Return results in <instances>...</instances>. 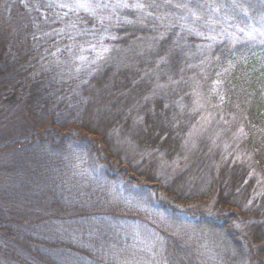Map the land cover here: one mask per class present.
<instances>
[{"label":"trees","instance_id":"trees-1","mask_svg":"<svg viewBox=\"0 0 264 264\" xmlns=\"http://www.w3.org/2000/svg\"><path fill=\"white\" fill-rule=\"evenodd\" d=\"M74 1L67 0L66 8L62 0H0V53L14 66L26 67L24 75L11 77L15 79L0 77V115L7 114L6 102H16L14 117L34 121L29 137L0 144V158H5L0 175L12 170L21 186L33 174L41 176L46 189L44 195V190H32L29 211L0 205V255L19 264H113L68 239L53 237L43 222L70 209L77 217L86 204L90 219L102 226L110 217L145 221L128 213L119 200L112 203L108 192L118 193V179L127 184L125 190L131 182L124 167H109L125 163L145 180L161 177L159 166L180 158L188 128L197 118L192 108L197 90L223 120L242 129L240 148L251 162L233 161L232 152L222 151L215 160L198 146L184 164L179 160L173 174L161 178L170 201L150 202L147 192L141 193L149 209L166 211L206 244H214L220 254L214 264H264V187L258 190L251 175L253 170L264 177V0H145L148 8L164 10V25L134 10L140 0H126L123 6H113L112 0H82L74 6ZM189 12L199 16L187 17L190 29L184 30L180 19ZM248 23L260 31L247 35ZM212 28L236 35H214ZM145 39L150 40L147 46ZM81 46L106 48V58L79 86L81 98H56L73 84L55 79L63 65L59 59ZM49 55L57 63L44 69ZM68 105L80 111L77 119L65 122L73 109L63 119L56 111ZM72 124L94 134L93 143L80 130L77 138L48 131ZM90 157L99 165L97 172L90 168ZM196 196L213 197V212L191 210L185 219L178 217L182 213L176 201ZM98 210L107 211L98 215ZM26 220L34 225L29 231ZM95 240L103 244V238ZM170 249L174 263L200 264L185 235Z\"/></svg>","mask_w":264,"mask_h":264},{"label":"rangeland","instance_id":"rangeland-1","mask_svg":"<svg viewBox=\"0 0 264 264\" xmlns=\"http://www.w3.org/2000/svg\"><path fill=\"white\" fill-rule=\"evenodd\" d=\"M125 1L126 0H112L111 4L113 6H123ZM62 2L63 3L61 4L67 8V0H62ZM79 2L81 4L82 0H76L71 4L77 6L79 5ZM133 7L139 14L149 15L152 17L153 21L157 24H166L167 15L164 10H156V7L151 8L150 6L148 8L145 4V0H142V2L140 0V3L134 4ZM196 16L199 15L194 12L187 13L180 19L182 20L181 27L184 30L190 29V25L187 23V20H190L187 17L195 18ZM248 25L250 26V30L247 35H254L260 31L258 28L254 27L252 23H248ZM212 31L214 35H217L218 33L219 35L221 34L225 36L236 35L234 30L225 32L226 30H222L220 28H212ZM143 42L144 46H147L149 45L150 40L145 39ZM140 46L141 43L135 44V48H140ZM70 54L71 55L68 54L65 59H62L66 60L69 58L66 63H63L62 60L59 59V64L63 65L58 67L55 74L57 78H54L57 79L59 83H67V81H71V84H73H70V87L68 86L69 89L68 87H65L61 93L56 95V98H60L61 96H58L62 94V97L65 99H69L70 96H74L78 100V98H81L80 92L78 91L79 86L85 84L87 82L86 80L96 71L97 68L95 69V67L99 66V64L104 61L107 49L96 48L90 51V48L81 46L78 48V51ZM53 56L54 55H49L48 59L43 63L44 69L48 68L52 63H57ZM9 61L10 59L5 52L0 53V65H2L0 68V77L8 75L5 78H11L24 75L26 70L24 65L14 66ZM36 66L40 67L41 64H36ZM83 70L86 72L84 75L80 72ZM5 104L6 106L4 105L3 111L7 114L3 116L0 115V144L8 139L29 137V135L33 132L34 121L31 118L23 119L19 116L14 117V111L18 107L16 102L12 106L9 101ZM192 108L198 112V115L188 128L186 138L182 143V149L178 154L179 156L177 155V158H180L176 160L175 157L171 162L160 165L159 170L162 174L161 177L158 179H156L158 176H156V178L154 177V179H156L155 181L145 180L142 175L134 171L132 172L131 168L125 163H114L109 167V169L113 171H118V169H123L124 167V173L130 178L129 180L131 182L129 190H125L127 187L125 185L127 184L118 179L115 183L117 186L115 191L118 193L115 194V192L112 191L108 192L111 200H114L112 203L115 204L119 200L120 203L125 205V209L126 207H129V210H126L128 213L142 216L146 218L145 221H124L123 218L118 217L117 219L116 217H110V219L106 216L110 219V221L105 226H102L97 224L95 220L90 219V206L86 204L82 209H80V212L82 213L76 212L77 217H74V210L72 211L70 209L58 212L60 214L59 217H49L45 219L43 223H45V226L49 227V229L53 231V237H58L63 240L68 239L72 242L71 244L76 247L85 248L86 251L89 250L92 254L97 253V255H100L104 261H108L113 264H177L174 263L170 248L172 247L175 239L177 240L179 237L182 238L185 235V241L189 245L193 244V247H195L194 255L197 262H200V264H208L209 262L214 264L217 262L220 254L212 247L214 244H211L210 242L206 244L203 237L190 232L188 226L186 227L183 222L178 221L176 223L175 220L171 219V216L167 215L165 209V212H157L149 209L144 197L145 195H142L141 193L142 191L145 193L147 192L146 198L149 199L150 202L154 199H158L166 204V201L169 200V196H167L164 190L163 186L165 185L161 178L173 174L176 165L181 164L179 163V160H182L181 162L188 160L192 153L197 150L198 146H202L207 149L206 153L208 156H214L215 160H217L216 158L222 157L220 154V151H222L224 155H228L232 152L233 161L242 160L247 163L251 162L249 157H247V155L240 148V143L243 138L242 129L223 120L220 113L211 108L206 103L202 94L197 90L193 93ZM71 109H73V116H70L68 113ZM79 111L80 110L77 107L68 105L59 108L56 113L59 115L57 116L59 119H63V117L69 115L70 118L65 121L67 122L71 119V117H75L77 119ZM59 128L62 127L60 126L55 129L47 130L54 136L69 133L71 137L76 138V135L80 130L79 127L76 130L74 124L70 127L67 125L62 128L60 132ZM79 133L86 137L88 143H93L91 139L95 137L94 134L85 133L82 128ZM4 159L5 158H0V161H4ZM7 159L13 162V157L9 156ZM216 162L217 161H215V163ZM182 164H184V162ZM92 167H94V170H91L94 172H97L99 169L98 163L94 161L93 157H90V168ZM9 171L10 172L8 174L0 175V205L15 206L23 209L27 208L29 211L31 207L30 205L33 203L29 200L30 195H32V190H44L40 195H44V192H46V189L42 184L43 179L41 176L35 177L33 174L32 178L25 181L21 186L22 180L16 176L15 172L12 170ZM251 175L256 179L258 186L257 189L261 190L264 187V177L258 171L253 170H251ZM43 198L46 199V195ZM115 199H117V201H115ZM176 202L177 203L175 204L181 208L180 212L182 214L178 216L180 218L182 217L185 219L186 213L191 210L200 211L206 214L213 212V197L206 198L203 196H196L178 200ZM104 211L98 210L97 214H103ZM122 213L123 212L119 211L118 214L121 215ZM15 219L17 220V217ZM39 219L44 218L40 217ZM23 224H25L24 228L26 231H29L31 227L34 226L29 222V220H26ZM38 224L40 225L42 222H39ZM99 227L101 229L96 230V228ZM97 238H103V244L99 245V243H96L95 239ZM210 240L216 241L213 238ZM94 243L96 244L95 246ZM99 247L101 248V251ZM70 255L73 256V252L70 251ZM0 264L19 263L11 261V259L0 255ZM239 264L247 263L245 261L244 263Z\"/></svg>","mask_w":264,"mask_h":264}]
</instances>
